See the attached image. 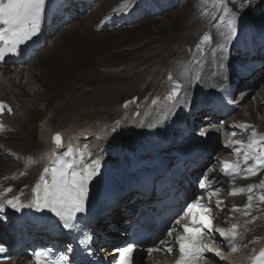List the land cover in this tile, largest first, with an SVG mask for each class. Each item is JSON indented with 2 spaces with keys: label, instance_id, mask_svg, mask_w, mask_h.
<instances>
[{
  "label": "bare ground",
  "instance_id": "6f19581e",
  "mask_svg": "<svg viewBox=\"0 0 264 264\" xmlns=\"http://www.w3.org/2000/svg\"><path fill=\"white\" fill-rule=\"evenodd\" d=\"M97 3H99V1H95L93 6ZM82 4L83 3L81 2V6H82ZM101 4L102 3H99V4H97V6H101ZM135 5H136V3L133 4V7ZM74 7H75V9L79 8V6H74ZM86 8H88V6ZM86 8H82V10L83 9L85 10ZM93 11H95V9H91L90 13H88L87 15L82 16L80 18H82L84 20L85 19L87 20V18H89V17L92 18L90 14ZM78 16H80V15L78 14L77 17ZM83 17H86V18H83ZM182 17H184V16L180 15L177 18L178 20H177L176 24H175L176 21L171 23L168 20V22H165V23L160 25V28H161L160 33L165 32V34H168L169 32H171L173 30H176V29L179 30L178 31L179 33L172 38V42H174V43L176 42V44L171 48V52L174 54L162 53L164 55H161L157 61H150L146 66L142 67L139 70V73L137 75L138 76L140 75V76L139 77L137 76L138 78L136 77L137 78L136 80H133V79L130 80V87L132 89H138L141 92L142 90H145L147 87L153 86L156 82V79L159 77L160 74H162V69L168 65V62L170 60H172L171 65L167 68L166 75L169 73L170 76L172 77L171 80L176 81L180 85V88L178 90V94L176 96L177 98L175 97L176 102L183 99L184 101L180 104L190 105L194 101L192 103L187 104L188 103L187 101H189V94L194 93L200 84L212 86L213 80H215L217 78L208 76V77H206V79L204 81V75L202 74V76L197 75L195 77V79L198 78L196 83H195V79L190 81L189 72L191 71L190 69H192V67L191 66L188 67L186 65V63H185V65L184 64L181 65V64H182V62L185 61V59L187 57L184 50H186L187 47H189V50H190L189 55H191L194 44L196 43L195 41H197L199 38H196L197 40H195L193 42V44L190 48V45L192 42V36H191L192 32H193L192 30H195L196 26L189 27L190 23H187L186 20L182 19ZM151 18H153V17H151ZM151 20L153 22L155 21V19H150V20H147L145 22H149ZM186 25H188V27H186ZM196 25H198V24H196ZM92 26L94 27V24ZM90 27H91V25H89V24L80 25L77 22H74L72 24H69L65 28L61 29L59 32H57V34L54 35V38L52 40V46L54 45V48H55L54 52L51 53L52 52V50H51V52H50L51 54H49L47 56V58L44 59L45 61H43L44 62L43 66L40 68L39 72L36 74L29 68L36 60H34L32 63H30L27 67H25V65H24V66L18 67V68L15 67V68H13V70L10 69L8 71L6 69L4 70V69L0 68V100H6V101H10L11 103H13V104L8 103V104L9 105L11 104L10 107L12 109V112L14 113V115H12V117H13V120H12L13 123L12 124L14 126H17V129L21 131V133L19 134V139H20L19 141H21V143L25 142L27 144L26 148L28 149V147H29V153H30V151L32 153H35L33 155H30L29 158L20 157L21 156L20 155L19 158L16 159L17 160L16 163L12 165L10 172L7 170V168H5L3 166H2L3 168L0 167V173H2L3 175H12V174L17 175L19 172L25 171V172H23V175L21 178H14L12 183H11V185L13 186V189L15 190V189H18V187H19L18 183L19 182L25 181V184H24L25 187L21 189V192H19L20 193V202H28L29 203L33 199H35V196L37 195V193L34 192V189L37 187V185L41 184L40 177L42 175H45L44 169L53 167L55 162L59 158H61L62 153H64L69 148V146H71L74 149L75 159L78 162L88 163L93 158L101 161V165H102L101 173H100L99 177L97 179H95V181H100V180H103L104 178H107L109 176V171L113 170V169H115V171L112 172L113 174L111 173L112 174L111 176H115L116 179H119L121 177V172L123 170L122 163L126 159V155L123 154L121 152V150L119 149V147L116 145L117 140H118V144H119V141L122 140L123 136H128V137L133 136L134 138L139 137L138 136L139 132H137L138 131L137 126H139L141 124H144L145 126L152 124V121H151L152 116L147 115V114L153 113V115L155 114V117H157L158 111L154 112L155 110L153 108H148L149 106H151L150 102H148L149 106H147V102L146 103L143 102L142 104H141V102L140 103L138 102L139 104H137V106L136 105L133 106L134 103L129 101V106H127V108L130 110L129 113L136 111V109H138V111H139L138 115L135 117H132L133 115H131V113H130V115H128L126 110H124L122 108L115 110L114 107L112 109H110V111L107 114H105V118H103V119L88 118V119L76 120L72 116H70V114H68V112L64 113L63 118H61V116H59L58 113L59 114H60V112L63 113V111H58V113H57V111L54 110V112L52 111L50 114L45 115L44 118L40 119V122H39L38 128H37V132H36L37 133L36 138H35V135H34L35 129L33 128V126L30 125V121L32 120L33 117H35V114L37 115V113L35 111L36 109L35 110L31 109V107H33L32 105L34 104L33 103L34 100H45L46 101V100H48V97L42 96V94H40V93H38L36 96H34V95L29 96V94L28 95L26 94L27 92L25 91V87L30 86V84L32 82H36V83H40V84L52 82L51 77L52 76L53 77L58 76L62 72H64L62 74L64 77H70L69 73H67L68 70L77 71V67H76L77 61L75 62V58H76L75 54L77 53V50L75 49V47L78 44L86 45L83 43H85V41H89V39L92 37V31L93 30L91 31ZM185 27L190 29L189 30L190 34H186V35L183 34V30L186 29ZM206 32L209 33V35L212 37V39H211L210 43H208L206 46L203 47V53L201 54L199 59L194 62L196 67L198 68L199 74H201L203 72L204 67L208 68V59L211 58L213 61V64L215 66L216 65L218 66L217 70L215 71V74L222 72L224 74H227L229 79H234L235 73L233 72V70L231 68V64H230L229 60H225V57H221V56L214 57V56H212V54H209L210 53L209 47L214 42V36H213V32H212L211 27L206 28ZM94 34H96V33H94ZM52 36L53 35L46 36V37H52ZM161 41H162V39H161ZM167 46H168V44H166L165 46L163 45V48L168 49ZM180 52H182V54ZM174 55H175V57L173 58ZM81 57H83V56H81ZM234 59H235V57H234ZM147 62L148 61H145V63H147ZM221 62H223L226 66L222 67L221 68L222 70L220 71L219 67H220ZM185 72H186V75H184ZM187 72H188L189 77L187 76ZM25 74H27V80L25 83H21V78H25ZM170 76L167 75L166 78L170 77ZM71 79H72V77H70L69 81L65 85H58L55 88L52 87L53 91L59 90L60 95H62V93L64 92L63 91L64 87L66 89L72 87V89H73L77 85L69 86L68 84L70 83ZM17 80H19V82ZM139 82H141V83L145 82V83H143L144 86L139 87V85L141 84L140 83V84H138V87H137L136 85ZM133 83H134V85L131 86ZM157 89H158V91H157ZM245 89H243L238 94H242V92ZM18 90L21 92H18ZM261 90L262 89H260V87H256L253 90L251 95L254 94V97L252 100H250V102H248V101L252 96L250 97L247 95L244 97V101L242 102V105H243L242 112H238L239 118L245 119V116H243L240 113H243L245 108H248V109L251 108V107H247V106H251L254 99H256L257 102H259V101L261 102L264 99V96H263L264 92L261 93ZM129 91H131V90H129ZM129 91H126V93ZM165 91H166V87L164 86V84L163 85L159 84L156 87V89L153 91L151 96L154 99V98H156V96H159L160 93L164 92V94H165ZM255 91H259L258 94L254 93ZM263 91H264V86H263ZM119 92L115 93L114 95L116 97H119V96L124 94V92H120V93ZM129 93H131V92H129ZM56 95L57 94H55V96ZM237 95H236V97H237ZM49 96H54V95H53V93H51V95L49 94ZM191 96H193V94ZM152 97L149 99V101L152 100ZM173 100H171V101H173ZM17 102H19L18 105H17ZM117 102H118V99H117ZM260 102H259V105H257V106L263 107L264 103L262 105H260ZM170 103L172 104V102H170ZM131 104H132V106H130ZM158 105L163 106L159 109L160 111L161 110L163 111L164 109H166V108H164L163 102L158 103ZM34 108H36V107H34ZM147 108H148V110L146 111ZM145 112H147V114H146L147 117H145L146 116ZM26 114L27 115L29 114L31 116L29 120H27V119L24 120L23 117L24 116L26 117L27 116ZM174 115H175V113L170 112L167 115V118H173ZM3 116H5V115H0L1 118H4ZM164 119H165V117H164ZM4 121H5V119H4ZM117 122H119V124H117ZM5 123L7 124L8 122L5 121ZM10 125L11 124H9V126ZM113 128L119 129L118 133H116L115 135L112 132ZM132 129H134L135 131L137 130L135 135H132L130 133ZM149 131H154L157 134H163V127H160V126L156 127V128L151 127ZM126 132H128V133L126 134ZM3 133H5V131ZM54 134H59L61 137V144L59 146L61 148V150H58L56 152L53 151V147L55 146L53 143V135ZM76 135H78L79 137H76ZM15 137H17V135ZM134 142L135 141H133L131 143H134ZM139 142L140 143L142 142V144L146 148L149 147V142H148V139L146 136L140 137ZM0 144H1V147H3L2 149L8 148V143H7V146L5 143H0ZM119 146H120V144H119ZM121 146H125V145H121ZM114 147H116L115 150H113ZM23 149H25V148H23ZM116 150L118 151L117 153L115 152ZM11 151H15V150L13 149ZM136 154L139 155L138 156V158H140L139 160H141V161L144 160V158H143L144 153H143L142 149H139L138 147H136ZM81 156L83 157V159H81ZM115 156H118V158L111 159V157H115ZM138 158H137V160H138ZM1 162H3V161H1ZM17 169H21V171L19 170L18 172H16ZM45 178L50 183L51 179H52L51 173L49 172L48 174H46ZM254 183L257 184L258 182L255 181ZM262 188L264 189V184L262 185ZM252 193H253V196L255 198H258L259 195H261V197H264V191L261 188L260 189L259 188L254 189L252 191ZM127 203H128V200H126L125 198L119 199L116 208H113L109 213L104 215L100 219V221H102V220L103 221L108 220V221H112V222L117 221L119 219V216H121L119 207H121L122 205H125ZM250 208H253V209L259 208V209H261L262 213L264 214V204L258 205L257 203H252V204H250ZM100 221H99V224L101 223ZM257 221L261 222L263 224L264 223V217H260V219L259 220L257 219ZM0 264H22V261H21L20 257H12L9 261L0 262Z\"/></svg>",
  "mask_w": 264,
  "mask_h": 264
},
{
  "label": "rangeland",
  "instance_id": "374dc122",
  "mask_svg": "<svg viewBox=\"0 0 264 264\" xmlns=\"http://www.w3.org/2000/svg\"><path fill=\"white\" fill-rule=\"evenodd\" d=\"M119 1L120 0H99V3H102L101 6H97V4H99L97 3L91 8V9H95V11H93L90 14L92 18L89 17L87 18V20L86 19L84 20L82 18L73 20L72 23L77 22L80 25L89 24L91 25L90 30L91 31L93 30L92 37L89 39V41H85V43H83L86 45L78 44L75 47V49L77 50V53L75 54V57H76L75 62L77 61L76 63L77 71H74L72 69L73 71L68 70L67 72L69 73L70 77H72L68 85L69 86L77 85L76 87H74L73 89L72 87L68 89L64 87L63 89L64 92L62 93V95H60L59 90L53 91L52 87L55 88L58 85H65L69 81L70 77H64L62 75L64 72L60 73L58 76H54V77L52 76L51 77L52 82L43 83V84L32 82L30 86L25 87V91L27 92L25 93L27 95L29 94V96L30 95L36 96L38 93H40L42 94V96L48 97V100L46 101L45 100H34V99H33L34 101L32 100L34 104L32 105L33 107H31V109H34V110L36 109L35 111L37 115L35 114V117L32 118V120L30 121V125L33 126V128L35 129L34 130L35 138H36V134H37L36 132H37L40 119L44 118L45 115L50 114L52 111L54 112V110H56L57 113L58 111H63V113L61 112L60 114L58 113V115L61 116V118H63L64 113L68 112V114H70V116H72L76 120H82V119H88V118L103 119L105 118V114H107L110 111V109L114 107L115 110L122 108L126 110L128 115H130L131 113V115H133L132 117H135L138 115L139 111L138 109H136V111L129 113L130 110L127 108V106H129V101L134 103L133 106L135 105L137 106V104H139L140 102L141 104L143 102L144 103L147 102V106H149L148 102H150L151 106H149L148 108H153L155 110L154 112L158 111V114H157V116L159 115L158 119L162 120L164 117H167V115L170 112H174L176 110L175 105H178L184 101L182 99L176 102V98H177L176 97L173 101H170L172 102L171 104L167 100L164 92L160 93V95L156 96V98L154 99L151 96L153 91L156 89V87L159 84L163 85L162 81L164 80V78H166L167 75L170 76L169 73L166 75V72H167V68L171 65L172 60H170L168 62V65L162 69V74H160L159 77L156 79L155 84L153 86L147 87L145 90H142L141 92L138 89H132L130 87V80L132 79L136 80L140 76V75L139 76L137 75L139 73V70L142 67L146 66L150 61H157L160 58V56L164 54H168V53L174 54L171 52V48L176 44V42L175 43L172 42V38L179 33L178 32L179 30L178 29L173 30L169 32L168 34H165V32L160 33L161 24L168 22V20L171 23L176 21L175 22L176 24L178 20L177 18L180 15L184 16L182 17V19L186 20L187 23H190L189 27L196 26L195 30H192L193 31L191 35L192 42L190 45V48H191L193 42L197 40L196 38H200L201 34L206 31V28L210 27L207 21H205L202 18L207 17L209 15L208 18L210 19L215 15L211 4L216 2V0H186V4L181 7H176L175 9L171 11L168 10L165 12L164 15L159 16V17L149 16L145 18L143 21H140L139 23L132 25V27L97 30L96 26L99 25L98 22L101 16L105 14L106 11L111 9L114 5H116ZM223 1L225 2L224 4H226L224 8L228 7L229 9H231L232 12L239 11V5L241 3V0H223ZM137 2L138 0H131V3L133 4L135 3L137 4ZM252 3L253 4L257 3V0H252ZM246 11H247V14L243 15L244 23H246L248 14L252 10H246ZM226 15H230V14L224 13L223 11L221 12V17L226 16ZM83 18H86V17H83ZM150 19H155V21L153 22L151 20L149 22H145ZM251 20H254V18H251ZM262 21H264V13L262 15ZM93 24H94V27L92 26ZM66 26L68 25H65L61 29L65 28ZM186 27H188V25H186ZM250 27L254 29L255 25L249 26L248 27L249 31L251 29ZM61 29H59L57 32H59ZM189 30H190L189 28L184 29L183 34L184 35L190 34ZM57 32L54 35H56ZM54 35L51 37V41L53 40ZM213 36H214V41H215L214 32H213ZM166 44H168L167 46L168 49L163 48V45L165 46ZM54 49L55 48H54V45L52 46V42L49 44V46L47 44L43 52L38 55L39 57L38 56L36 57L35 59L36 61L29 68L35 74L38 73L40 68L43 66V63H44L43 61H45L44 59H46L49 54L53 53ZM184 51L187 57L185 61L182 62L181 65L183 64L185 65L186 63L188 67L189 66L192 67V69L189 68L191 71L190 72L188 71L190 77L187 72V76L189 77L191 81L195 79L197 75L201 76L202 73L199 74L198 68L196 67L195 63L192 60L190 61L189 47H187V49ZM180 53L182 54V52ZM174 57L175 55L173 56V58ZM232 57H236V56H232ZM145 61H148V62L145 63ZM215 68L217 70L218 66L216 65ZM5 69L8 71L11 68L7 66ZM184 75H186V72L184 73ZM25 78H21V83L26 82L27 74H25ZM17 81L19 82V80ZM196 82L197 81H195V83ZM140 83L141 82L137 83L136 86L138 87V84ZM143 83L145 82H142L139 85V87L144 86ZM133 85L134 83L131 86ZM200 88H202L201 90L203 91H207L208 89L211 88V86L200 84L195 92L197 93L198 91H200ZM261 89H262L261 93L264 92L263 87ZM119 91L124 92V94L119 97H116L114 94ZM126 91H129L131 93L129 92L126 93ZM18 92H21V91L18 90ZM51 93H53L54 96H49V94L51 95ZM54 93L57 95L55 96ZM194 93L189 94V100L194 99L193 96H191ZM263 96H264V93H263ZM151 97H152V100L149 101ZM253 97L254 96H252L248 102H250V100H252ZM117 99H118V102H117ZM0 101L11 103L10 101H6V100H0ZM160 102H163L164 108H166L163 111L159 110L161 107H163V106L158 105V103ZM18 103L19 102H17V105ZM254 103H255V110H253L254 109L253 107L247 106V107H251V109L249 108L250 110L248 109L244 110V112L241 114L246 116L245 120H247V117L255 119L258 116V118H256L255 121H258L260 123L262 121L264 122V106L263 107L257 106L256 102ZM263 103L264 101L260 103V105H262ZM130 106H132V104ZM148 108L146 109V111L148 110ZM146 114L147 112H145V115ZM4 115H5L3 116L4 118L0 117V126L2 124L6 125L5 121H7L8 122L7 125L11 124L10 125L11 127L9 126L10 131L8 133H6L7 131H5V134L0 136V143H5L6 146L8 143V148H9V149L8 148L2 149L3 147H1V144H0V162L3 161L0 163V167L1 168L5 167L10 172L12 165L16 163L17 161L16 159L19 158L20 155H21L20 157L29 158L30 155H33L35 153H32L31 151L29 153V147L28 149L26 148L27 144L25 142L21 143V141H19L20 140L19 134L21 133V131L17 129V126H14L12 124L13 123L12 115H14V113L12 112L11 114H4ZM147 115L153 116V113L152 114L150 113ZM147 115L145 117H147ZM30 117L31 116L28 114L26 117L24 116L23 118L24 120L26 119L29 120ZM150 128L151 127H149V129H146V126L144 124L137 126L138 131L150 130ZM127 133L128 132H126V134ZM14 135L15 136L17 135V137H15ZM132 135H135V134H132ZM136 138H134L133 136L131 137L123 136L122 137L123 143H121L120 146L126 145L127 143H131L135 141ZM13 149L15 151H11ZM10 152L12 154H10ZM115 158H118V156L111 157V159H115ZM19 170L21 171V169H17L16 172H18ZM23 172L25 171H21L17 175L16 174L3 175L2 173H0V189L2 188L5 189L9 194H12L14 192H19L21 187L22 188L25 187L24 186L25 181L19 182L18 183L19 187L18 189H15V190L13 189V186L11 185V183L14 178H21L23 175L22 174ZM11 186H12V189H11ZM257 204L259 205V204H264V203H257ZM121 221H122V216H119L117 223H120Z\"/></svg>",
  "mask_w": 264,
  "mask_h": 264
},
{
  "label": "snow or ice",
  "instance_id": "6c2138e0",
  "mask_svg": "<svg viewBox=\"0 0 264 264\" xmlns=\"http://www.w3.org/2000/svg\"><path fill=\"white\" fill-rule=\"evenodd\" d=\"M48 0H0V24L4 27L0 28V61H5L8 55H18L20 53V46L31 41L34 37L38 36L41 31L40 23L43 14L46 11V4ZM264 4V0H257V3L253 4L252 0H241L239 5V11L232 12L231 9L225 7L224 13H229L231 18L227 21L231 36L226 42H233L239 36V22L242 21L243 15L247 14L246 10H255ZM212 37L205 33L200 43L196 45L197 50H202V45L209 42ZM223 47V46H221ZM230 50L228 55L225 56V60H230ZM226 65L221 62L220 67ZM172 77H169L171 80ZM223 79H229L228 76H224ZM180 85H175L168 96L169 100H173L177 94ZM227 85H222L220 91H225ZM127 106V105H125ZM3 111V102H0V112ZM8 111H11L9 108ZM119 124V122H117ZM118 128H113L112 132L115 135L118 133ZM199 135L205 136L207 133L200 132ZM236 135L235 132L232 133ZM256 133L253 132V139L247 145L248 151L244 153L245 160L255 159L257 161L256 167H249L245 169V173L256 174L258 168H264V137L256 139ZM55 142L59 145L61 137L57 134ZM240 143V142H235ZM231 147V145H228ZM240 149L237 148L236 152L239 153ZM91 155V154H90ZM81 159L83 157L81 156ZM225 167H230L225 165ZM234 167V166H232ZM101 161L93 158L88 163H81L75 159L74 149L69 148L62 153L53 167L45 168L44 173L40 177L41 184L37 185L34 192L37 193L33 201L32 207L37 210L44 211L49 210L54 213L56 217L62 222V227L67 229L69 232L76 231L80 228L78 223L79 217L77 214H85L90 199V185L97 179L101 173ZM51 173V182L45 178L46 174ZM239 174V173H237ZM253 186H249V191L252 190ZM199 188L207 191L208 186L202 179L199 183ZM10 191V189H9ZM252 196L248 197L249 201L252 200ZM199 199V197H197ZM18 199L13 198L7 200L5 203H0V209L5 207H12L15 211L19 212L24 205L17 207ZM250 207V205H246ZM209 209L205 205L198 203H189L187 208L184 210V215L191 213L192 220L191 224H184L183 229L185 235L178 236L176 242L179 244L180 257L176 261V264H194V261L209 251L210 249L206 244L203 243L201 234L203 230L207 229L209 233L213 230L211 228V219L206 213ZM249 213L245 212V215ZM255 219V217L253 218ZM176 225L180 224V219H176ZM237 225L233 224L230 230L232 240H229V248L235 251L233 240L237 236ZM219 231L221 236H225L226 233L222 230ZM175 232V227L167 229V234L172 236ZM93 239L90 235H84L77 242L82 249L88 254L91 252V240ZM160 246L166 247L169 253L172 252L171 246L167 241H160ZM157 249L149 248V253ZM4 251V246L0 245V252ZM51 249H42L34 253L37 258V264L40 260H44V264H48V258L51 253ZM66 253L72 251L71 245L66 248ZM118 254V261L114 264H136L135 254L140 251L137 241L126 244L123 247L115 249ZM261 257H264V253H261ZM52 264H71L70 260L65 255H60L59 258L52 262Z\"/></svg>",
  "mask_w": 264,
  "mask_h": 264
},
{
  "label": "water",
  "instance_id": "95a60500",
  "mask_svg": "<svg viewBox=\"0 0 264 264\" xmlns=\"http://www.w3.org/2000/svg\"><path fill=\"white\" fill-rule=\"evenodd\" d=\"M204 34H205V33H204ZM204 34L201 35V37L197 40V42H196V44H195V46H194L196 49H197L196 45L200 43V41H201V39L203 38ZM206 43H207V42H206ZM206 43H204V44L202 45V50H203V47H204V45H205ZM202 50H201V51H198V52L196 53L197 55H194V56H193V61H196V60L199 59L200 55L202 54ZM162 84H164V86L166 87V96H167V99H168V96H169V93H170L171 89H172L175 85H177L178 83H177V82L175 83V82H173L172 80H169V77H167V78H165V79L162 81ZM168 100H169V99H168ZM170 101H171V100H170ZM0 102H3V107H5V112H6L7 114H11L12 110H11V111H8L9 108L11 109L10 105L7 104V103L4 102V101H0ZM3 112H4V110H3L2 112H0V114H2ZM56 135H57V134H54V135H53V143H54L57 147H59L60 144L58 145V144L55 142V139H54V137H55ZM60 143H61V142H60Z\"/></svg>",
  "mask_w": 264,
  "mask_h": 264
}]
</instances>
